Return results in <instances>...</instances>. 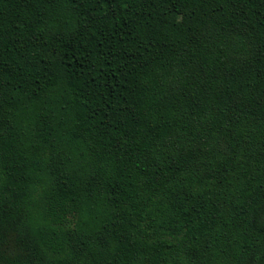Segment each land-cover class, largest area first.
<instances>
[{
    "label": "trees",
    "instance_id": "16d2710c",
    "mask_svg": "<svg viewBox=\"0 0 264 264\" xmlns=\"http://www.w3.org/2000/svg\"><path fill=\"white\" fill-rule=\"evenodd\" d=\"M0 264H264V0H0Z\"/></svg>",
    "mask_w": 264,
    "mask_h": 264
}]
</instances>
